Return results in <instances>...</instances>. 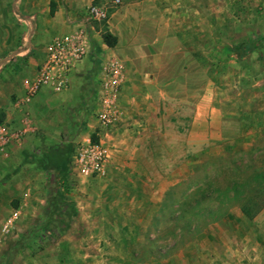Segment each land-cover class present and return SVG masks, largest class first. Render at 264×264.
I'll return each mask as SVG.
<instances>
[{
  "label": "crops",
  "instance_id": "1",
  "mask_svg": "<svg viewBox=\"0 0 264 264\" xmlns=\"http://www.w3.org/2000/svg\"><path fill=\"white\" fill-rule=\"evenodd\" d=\"M91 1L54 0V16L48 17L45 33L56 32L63 35L73 31L75 22L81 18L83 8ZM190 3L193 23L194 17L196 20L200 19L199 0H191ZM38 5L32 4L33 13H39L36 11ZM118 5L112 4L109 8V16L103 30L90 29L89 52L70 72L68 86L62 91L43 86L29 101H25L27 87L34 80L43 60V49L55 35L49 40L40 35L25 38L22 46L0 62V126H4L13 136L7 149L0 153V185L3 184L0 190L9 189L5 186V177L15 175L17 180L19 175L24 181L29 178L30 173L32 174L28 181L31 185L26 188L23 185L18 190V201H15L16 206L9 213L16 212L18 217L14 227L8 232L17 239L23 236L35 221L42 218L47 200L35 199L31 194L34 189L32 182L37 178L42 179V170L40 165H37V160L32 162L27 159L28 156L34 158L41 150L43 153L55 150L54 157H59L64 154L60 143L71 144L81 139L83 141L90 132H93L97 140L111 146L106 176L95 177L96 181L93 180L90 186L85 183L88 189L93 191L96 202L94 200L93 203L92 199L84 206L80 204L82 208H77L76 212L77 221L96 222L91 228H88V223L85 229L86 235L89 233L97 238L95 246L99 248L98 242L103 237H136L141 227H145L144 223L151 220L152 206L155 208L161 203L163 191L168 183L145 179L144 174L150 172L149 167L152 165L148 158L167 157L169 149L178 151V147L183 146L185 140L191 143L204 141L200 135V127L206 125L202 118L213 108L210 105L213 98H204L208 103L201 105V87L198 80L183 84V79L189 75L197 78L200 70H193L191 67L184 70V65H190L196 58L190 49H185L186 42L181 31L183 21L175 19L177 13L182 14V10L179 11L181 0H126ZM169 6L173 10H169ZM51 10L53 11V8ZM41 11L49 12L50 7L44 6ZM37 18L30 15L28 22L35 24L34 19ZM104 30L115 37L114 45L109 46L102 41L101 32ZM19 50L23 51L9 58ZM100 56L105 59L117 57L123 64L124 72V82L118 97L122 116L108 132H102L97 128L95 118L92 119L91 115L83 113L88 106L89 96L94 99V92L99 83L98 65L104 59ZM185 114L189 117L187 122L183 118ZM182 125L187 126V133L183 131ZM211 134L212 131L208 129L205 139L212 137ZM158 172L167 170L162 171L161 168ZM63 176L69 181L64 174ZM84 180L80 177L81 182ZM42 185L44 186V183ZM72 199L77 205L84 201L75 195ZM93 204L97 206L91 207ZM123 208L128 209L125 211ZM19 221L31 223L20 230ZM108 221L114 222V225L108 224ZM66 231L49 244L66 236ZM196 231L191 244L175 254V264H264V206L251 215L241 210L227 212ZM5 235L0 227V243ZM13 241L0 252V262L6 264L5 260L1 261V256ZM119 241L120 239L114 241V252L130 250L120 249L122 242L119 244ZM129 242L131 246L134 244L133 239ZM23 250L29 252L27 249H21L19 252ZM78 250L80 253L83 251L82 248ZM36 253L30 255L34 256ZM132 263L143 264L137 261ZM9 264L73 263L65 260H12ZM150 264L156 263L152 261ZM158 264L165 263L160 261Z\"/></svg>",
  "mask_w": 264,
  "mask_h": 264
},
{
  "label": "rangeland",
  "instance_id": "2",
  "mask_svg": "<svg viewBox=\"0 0 264 264\" xmlns=\"http://www.w3.org/2000/svg\"><path fill=\"white\" fill-rule=\"evenodd\" d=\"M53 1L0 0V62L22 46L25 38L40 35V37L49 40L53 35H58L56 32L54 34L45 33V29L48 28V17L54 16L56 3L54 4ZM123 1L126 0H120V3ZM171 1L169 0V2ZM112 2L113 0H92L90 4L104 5L110 10ZM190 2L191 0H181L182 5L179 7V11L182 10V14L177 13L175 19L183 21V30L181 31L184 34V42H186L185 49H190L196 58L193 63L190 60V65L185 64L184 70L192 68L200 71L197 78L192 75L185 77L183 84H191L198 80L201 87L200 104H207L208 102L204 98L212 96L213 102L210 105L213 108L209 109L207 115L202 118V122L207 125L200 127V135L204 141L191 143L185 140L183 146H179L178 142V151L169 149L167 157L148 158L152 161V165L149 167L150 172L144 174L145 179L163 184L168 183L167 188L163 191L161 203L155 208L152 206L151 220L143 222L145 227H141L136 237H103L98 242L100 247L96 248L97 238L92 237L89 233L86 235L87 230L85 229L88 223V228H91L96 222L77 221L78 214H76L80 204L84 206L87 201L92 199L94 203V193L88 189L86 184L88 183L90 186L92 181L96 180L95 177L88 180L85 178L81 182L68 160L69 156L71 160L75 146L82 139L71 144L62 142L59 146L64 148L65 158L59 156L60 158L53 159L51 157L47 169L40 168L42 179H34L32 182L34 189L31 194L35 196V199H47L49 196L47 185L50 178L57 172L56 165L59 162H65L67 165L62 173L70 181H68L72 188L70 198L72 199V196L75 195L84 201H80L77 205L72 199L74 211L70 210L65 221L62 220L63 218H59L58 223L64 224L60 227L64 228V231L67 230L66 236L61 237L57 242L51 244L45 242L36 247L37 253L34 256L25 250L19 252V249L13 248L9 261L54 262L65 260L73 264L81 261H90V264H97L95 262L98 264H133L134 261L150 264L153 261L158 264L161 261L165 264L168 262L175 264V254L191 244L195 233H197L196 230L203 229L209 222L219 219L227 212H239L240 210L244 212L243 204L247 212H252L256 204L264 201V181L249 179V186L242 191L243 181L250 178L255 172L264 171V52L252 54L240 61L233 58L227 61H217L214 55L216 48H221L226 43H231L250 33L264 32V0H199L200 19L196 20L197 18L194 17L193 23ZM35 3L39 4L36 9L39 13L32 11V4ZM44 6L50 7V11L43 13L41 9ZM170 8L171 6H169V10H173ZM213 10L215 12L212 13ZM30 15L38 17L34 19L35 24L28 22ZM104 24L105 21L94 22L93 28L103 30ZM89 31L91 33V30ZM100 57L104 58V56ZM104 60L105 58L102 62ZM185 63L187 62L185 61ZM100 66L101 63L98 67ZM204 91H209V93ZM87 105L83 113L91 115L94 119L93 97L89 96ZM183 118L185 122L189 120L187 114ZM182 127L185 132L187 126L182 125ZM175 128L176 126L173 129L175 130ZM208 129L212 131V137L205 139ZM108 131H111V128ZM86 137L92 139L93 132H90ZM108 146L111 157V146ZM43 152L41 150V153L34 158L28 156L27 159L32 162L37 160V165H40L39 161ZM161 168L162 171L166 169L167 172H158ZM26 174L27 171L24 175L26 176ZM31 175L30 173L29 178L24 181L19 175L17 180L15 175L3 179L5 186H8L9 189L0 190V227L1 232L6 234L0 243V252L9 242L17 239L16 236H11L8 232L14 227V222L18 217L12 220L7 231H4L3 227L6 220L12 216V213H9L16 206L15 201H18L16 195L18 190L23 185L25 188L31 185L28 183ZM105 176L106 174L101 177ZM42 183H44L45 189ZM234 184H236V188H239L237 196H233L230 190L227 191V196H223L222 193L225 189L234 186ZM48 187L50 188V185ZM146 191L148 190L146 189ZM10 198L12 199L10 200ZM93 205L90 206H97ZM85 209L87 208L85 207ZM127 209L123 208L125 211ZM31 221H19L18 228L22 230ZM108 222V224L114 225V222ZM118 239H120L119 244L122 242L120 249L130 250L114 252L112 249L115 245L113 244ZM132 239L134 244L131 246L129 240ZM127 246L130 247L127 248ZM81 248L82 253L78 250ZM38 252L41 253L38 254Z\"/></svg>",
  "mask_w": 264,
  "mask_h": 264
},
{
  "label": "built area",
  "instance_id": "3",
  "mask_svg": "<svg viewBox=\"0 0 264 264\" xmlns=\"http://www.w3.org/2000/svg\"><path fill=\"white\" fill-rule=\"evenodd\" d=\"M113 5L120 0H113ZM109 10L100 4H89L83 8L81 18L75 22V29L63 35L53 36L43 49V60L36 76L27 87L25 101H29L43 86L62 91L68 86V78L77 62L83 59L90 49V29L94 22L106 21ZM23 50L16 51L20 54ZM124 82L122 62L115 56L105 59L100 66V78L94 92L95 120L97 128L108 132L122 116L118 97ZM13 138L4 126H0V153L4 152ZM110 158L109 146L101 140L92 141L86 137L75 146L71 154V168L81 178L104 176ZM16 218V212L6 220L3 230L7 231Z\"/></svg>",
  "mask_w": 264,
  "mask_h": 264
},
{
  "label": "trees",
  "instance_id": "4",
  "mask_svg": "<svg viewBox=\"0 0 264 264\" xmlns=\"http://www.w3.org/2000/svg\"><path fill=\"white\" fill-rule=\"evenodd\" d=\"M102 39L104 43L109 46H112L115 43V37L105 30L102 32ZM258 52H264V32L250 33L248 35L242 36L235 41H232L231 43H226V45H224L223 47L218 49L216 48L214 55L217 61H227L231 58L240 61ZM92 141H97V138L94 134L92 137ZM55 153L56 152L54 150L42 154L40 159V167H43L46 170L51 157H53V159H58L60 157H64L65 155L63 154L60 157H54ZM68 160L70 162V156L68 157ZM66 165L67 164L65 162H59L56 165L57 172L52 178H50V182H48L47 191L49 192V196L46 201L42 218H40L38 221H35L32 227L23 236L10 243L9 249L5 251L3 256H1V261L5 260L6 264H9L11 262L8 259L12 255L11 252L13 248H15L16 250L27 249L31 254H33L36 252V247L45 242L52 241L54 238L59 237L64 231V228L60 227V225H62L63 223H58L60 221L59 218H63L62 220L65 221V217L66 215H68L70 210L74 211V202L70 198L71 187L62 173ZM249 179L263 182L264 171L255 172L250 176V178H247L245 181H243L244 184H242V191H244V189L249 186ZM49 185L50 188L48 187ZM229 190L235 197L239 192V188H236V184H234V186H229V188L225 189V191L222 193L223 196H227V191ZM263 206L264 201H261L260 203L255 205V208L252 212H247V210L244 208V204L242 205V209L244 213L251 215L256 213ZM0 264L4 263L0 262Z\"/></svg>",
  "mask_w": 264,
  "mask_h": 264
}]
</instances>
